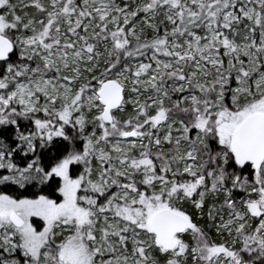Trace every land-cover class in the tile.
Masks as SVG:
<instances>
[{"label":"snow or ice","instance_id":"snow-or-ice-1","mask_svg":"<svg viewBox=\"0 0 264 264\" xmlns=\"http://www.w3.org/2000/svg\"><path fill=\"white\" fill-rule=\"evenodd\" d=\"M0 264H264V0H0Z\"/></svg>","mask_w":264,"mask_h":264}]
</instances>
